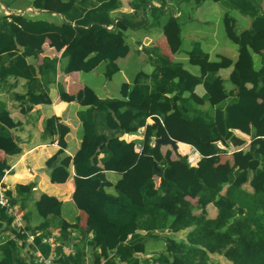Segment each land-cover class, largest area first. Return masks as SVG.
I'll list each match as a JSON object with an SVG mask.
<instances>
[{"label":"trees","instance_id":"16d2710c","mask_svg":"<svg viewBox=\"0 0 264 264\" xmlns=\"http://www.w3.org/2000/svg\"><path fill=\"white\" fill-rule=\"evenodd\" d=\"M47 0L27 1L25 6L44 9ZM100 0H86V6ZM162 1L161 7L148 6L149 0L133 1L136 12H142L150 7L151 19L143 21L147 27H159L161 20L167 15V21L161 25L163 31H169L175 22L173 14H166L168 0ZM176 1V0H175ZM205 0H197L199 7ZM224 9L238 12L243 17L253 19L250 35L258 39L257 50L260 54L254 59V54L241 51L239 59L234 63V73L230 79H224L219 72H202L199 75V85L204 93L198 95L197 86L187 85L181 80L184 64L172 62L162 54L159 48L151 47V60L154 71L147 77H139L136 85L130 88L122 86L119 109L111 110L112 99L96 101L82 113V121L86 134L95 141L101 135L102 167L97 156L91 157L88 149L78 152L75 156V171L79 177L90 178V183L84 188L86 197L107 216L108 222L114 227L112 234H103L98 224L93 223L87 233L93 234L91 246L100 248L108 257L106 264H221L212 256L225 258L232 264H264V12L261 9L262 0H214ZM7 9H14L17 0H0ZM82 4V3H81ZM75 5L74 7H76ZM79 6V5H78ZM82 14V13H81ZM64 15L71 18V12ZM0 15V75L2 77L18 76L30 79V97L39 103L43 95L35 93L37 76L46 78L55 71L57 59L45 57L43 64L36 68L28 65L26 59L39 57L43 51L46 37L50 32L60 34L69 41L72 33L71 20L62 21L60 26L50 25L42 20L21 19V29L15 32L12 21ZM122 16L117 22V32L108 31L104 25L107 18L101 12L91 9L82 14L75 23L90 26L88 30L77 31V39L83 35L94 33L98 50L97 62L109 61L107 76L111 78L118 67L116 62L120 56L114 49V44L123 31L132 25L131 19ZM226 33L229 40L239 45L241 36L235 32V20L225 17ZM74 30V29H73ZM26 40L27 44L23 45ZM73 52L63 53L70 56ZM189 55L206 57L199 50ZM225 99L215 103L213 96L216 91ZM217 95V94H216ZM43 101H49L44 99ZM90 115V116H89ZM102 116V119H101ZM154 123L147 125L148 118ZM162 121V122H161ZM11 123V122H10ZM12 124V123H11ZM101 125L102 131L99 127ZM145 128L142 150L134 152V144H128L121 137L125 134L137 133ZM5 134V129L0 127ZM236 132L250 138L249 148L244 152L245 160L237 162V168L228 174V180L220 183L215 190L203 192L194 203L187 197L179 195L180 186L166 170L158 173L146 156H153L160 165L167 166V159L172 151L163 154L161 146H153L154 139H172L178 143L190 145L199 157L194 164L188 163V169L194 172L200 184L210 181L217 174L216 164L219 155L227 148L240 149L247 145V140L239 137ZM185 147V146H184ZM124 149L129 150L132 167L124 169ZM181 160L188 162L187 157ZM115 161L113 170L119 171L121 179L113 186L115 194L107 192L112 185L106 180L104 166ZM162 167V166H161ZM0 169V177L3 175ZM144 175V183L139 189L140 202L133 194L137 176ZM161 178L158 192L149 197L147 189L155 176ZM249 186L253 193L246 192ZM227 187L225 193L224 189ZM185 189L186 187L183 186ZM13 204L14 201H11ZM215 206L217 216L211 218L208 206ZM199 211V213L197 212ZM8 219L7 213L0 208V228L2 221ZM135 219L136 226L130 230L132 237L125 242L120 239V229L128 226ZM193 229L185 233L184 238L174 234ZM145 230L152 237L155 231L169 230L173 235H165L166 245L163 252L151 261L138 256L139 244L142 238L136 230ZM66 238L65 233L62 234ZM119 243L111 255L110 239ZM41 242L37 241L40 246ZM25 247V246H24ZM18 245L3 244L0 247V264H30L20 258ZM48 253V249L44 251ZM59 264H84L86 255L82 249L76 254H62L61 249L56 254ZM98 259L99 255L96 254Z\"/></svg>","mask_w":264,"mask_h":264},{"label":"crops","instance_id":"0c3cea01","mask_svg":"<svg viewBox=\"0 0 264 264\" xmlns=\"http://www.w3.org/2000/svg\"><path fill=\"white\" fill-rule=\"evenodd\" d=\"M27 1L33 0H17L14 9H7L0 2V15L12 21L15 32L20 31L23 17L60 26L62 21L67 20L64 15L67 11L71 12V18L68 20H71L70 24L73 28L69 41L56 32L48 33L39 57L26 59L28 65L36 68L43 64L45 57L57 59L56 69L50 72L51 75L45 79L40 75L37 76L35 93H38V96L45 95L39 99L41 100L39 103L33 102L29 96L30 79L28 77L0 75V127L8 133L7 135L0 130V169H3V175L0 177V195L9 199L10 202L14 201L13 205L23 213V228H18L11 215L4 210L8 219L1 223L0 247L5 243L11 245L14 242L19 247L20 258L30 264H40L37 259L38 254L50 257L57 262L56 254L59 249L65 255H74L78 249H82L86 255L84 264H106L108 257L100 248L90 245L93 234L87 233V229L96 223L103 234L110 236L114 227L108 222L106 214L97 208L84 193V188L91 179L79 177L75 171V156L85 149L89 150L91 157H98L100 161L98 166L102 167V151L105 146L100 142L101 135L97 140L92 141L86 134L82 121L83 111L94 102L107 99L113 100L110 105L111 110L117 111L122 86L128 84L130 88H133L139 77H147L154 71V66L151 72L143 70L146 64L152 63L151 47L159 48L170 61L184 64L181 80H186L188 86L195 84L198 95L204 93L198 81L202 72H219L224 79L229 80L234 73V63L239 59L241 51L245 54H254L255 60L260 55L257 50L258 39L250 35L253 19L242 15L239 21L233 18L235 32L241 36L239 45L230 40V44L220 46L218 42L212 41L216 30H211L212 39L192 40L191 48L186 49L182 42L184 40L183 24L179 22V18H182L184 13L179 5V11L176 9L172 11L175 22L171 24L169 31H163L161 25L166 23L167 15L162 18L159 27L149 28L143 22L147 16V22L150 23V7H161L160 0H149L150 7L146 9V12L135 11L133 8L135 0H100L89 6L83 4L86 0H47L44 9H36L32 5L25 6ZM207 1H203L202 4ZM194 3L198 11L202 4L198 7L197 0ZM174 4L175 0H168V6L164 12L167 14ZM75 5L77 6L74 7ZM91 9L106 16L107 24L104 27L108 31L117 32V22L122 16H127L132 21V25L123 31L114 44L118 55L128 51L126 56H120L121 58L116 62L119 69L116 73H121L124 79L119 89L113 82L116 73L111 78L107 76L111 66L109 61L97 62L95 54L98 46L95 34L83 35L80 39L76 37L79 28L83 32L90 28L91 25L81 26L75 22ZM261 9L264 12V0L261 1ZM128 18L127 21H129ZM26 44L27 41L24 40L23 45ZM196 49L206 53V57L189 55ZM67 50L72 51L73 54L63 55ZM132 63L137 69L130 78L126 70ZM102 67L105 69L101 70ZM43 98L49 101H43ZM224 99V95L217 90L213 96L214 102L219 103ZM146 123L152 125L154 121L150 117ZM99 129L102 131L101 125ZM144 133L145 128H142L137 133L123 135L121 140H125L128 144L133 143L134 152L139 154L140 149L142 150ZM236 134L246 139L247 145L240 149L229 147L226 152L220 154L219 162L216 164L215 178L204 184H200L194 172L188 169V163H196L199 153L184 143H178L176 153L170 145L161 146L160 151L163 154L170 150L172 156L167 159V166L160 165L152 156L160 171L155 167L154 169L158 173H162L165 169L167 175L178 182L180 186L178 194L187 197V200L195 204L203 192L215 190L220 183L226 182L228 174L237 168L236 163L245 160L244 152L251 144L250 138L243 136L240 132ZM157 139H154L153 146L156 145ZM182 156L190 160L188 162L181 160ZM132 159L129 150L124 149L125 170L132 167ZM114 164L115 161H111L104 166L106 180L112 185L107 188L110 194H115L113 186L121 179V173L113 170ZM143 183L144 175L139 174L133 194L137 202H140L139 189ZM160 183L161 178L156 175L147 189L149 197L157 194ZM183 186L186 188L184 189ZM226 189L227 187L223 193ZM245 189L246 192L253 193L249 186H245ZM0 208L3 209L1 206ZM208 211L211 218L217 216L213 204L208 206ZM135 226L136 222L133 219L128 226L122 227L119 230L120 239L129 241L132 237L130 230H133ZM192 229L193 227L174 236L184 238L185 233ZM63 233L67 235L66 238H63ZM135 233L143 240L139 244L137 254L147 261H151L165 249V240L162 249L155 240L165 235H173L169 230L155 231L152 237L145 230L138 229ZM37 241L41 242L40 246L37 245ZM117 243L119 241L115 238L110 239L111 255ZM47 249L48 253L45 254L44 251ZM96 254L99 255L98 259L95 258Z\"/></svg>","mask_w":264,"mask_h":264},{"label":"rangeland","instance_id":"374dc122","mask_svg":"<svg viewBox=\"0 0 264 264\" xmlns=\"http://www.w3.org/2000/svg\"><path fill=\"white\" fill-rule=\"evenodd\" d=\"M195 0H176L174 6L171 10H168V14H172V11L176 9L179 11L178 5L182 9L184 16L179 18V22L182 26V37H183V46L188 49L191 48L192 40H205L207 38H211L212 33L211 30H216L215 38L212 41L218 42L220 46H224L226 44H230L231 41L227 37L226 33V24H225V15H228L231 18L236 20L241 19V15L232 10L224 9L221 5L214 3L212 0H208L206 3L202 4V6L196 10V5H194ZM192 7H195L194 9ZM135 17V16H134ZM192 31V33H191ZM181 37V39H182ZM149 64V63H148ZM153 68V64L145 65L143 70L146 72H151ZM105 67H102L101 70H104ZM136 66L134 63L127 67L126 73L131 78L136 71ZM114 85L119 89L124 79L121 77V73H116L113 78ZM264 210V207L262 208ZM181 236V235H180ZM158 239V238H157ZM164 240L165 237H161L158 240H155L159 247L164 248ZM164 251V250H163ZM162 251V252H163ZM161 253V252H160ZM215 260H219L221 264H232L227 261L225 258L220 256H212Z\"/></svg>","mask_w":264,"mask_h":264},{"label":"built area","instance_id":"2783aa9c","mask_svg":"<svg viewBox=\"0 0 264 264\" xmlns=\"http://www.w3.org/2000/svg\"><path fill=\"white\" fill-rule=\"evenodd\" d=\"M0 206L11 215L12 220L18 228H23V213L17 208V206L13 205L9 199L3 197L2 195H0ZM49 242L53 243L52 240H49ZM37 259L40 264H58V262L54 259L44 257L41 254H38Z\"/></svg>","mask_w":264,"mask_h":264},{"label":"water","instance_id":"95a60500","mask_svg":"<svg viewBox=\"0 0 264 264\" xmlns=\"http://www.w3.org/2000/svg\"><path fill=\"white\" fill-rule=\"evenodd\" d=\"M156 144L158 146H167V145H170V146H172V148H173V150H174L175 153L177 152V149H178V142H176L174 140H165V139H162V138H158L156 140ZM145 159L150 160L151 162H153L155 169L156 170H159V168H158V166H157V164L154 161V159H153L152 156H146Z\"/></svg>","mask_w":264,"mask_h":264}]
</instances>
